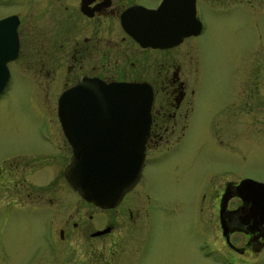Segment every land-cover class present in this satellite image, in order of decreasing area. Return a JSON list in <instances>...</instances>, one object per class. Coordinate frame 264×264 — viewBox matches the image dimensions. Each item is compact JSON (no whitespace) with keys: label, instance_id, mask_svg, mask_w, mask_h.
I'll return each mask as SVG.
<instances>
[{"label":"flooded vegetation","instance_id":"af4514ba","mask_svg":"<svg viewBox=\"0 0 264 264\" xmlns=\"http://www.w3.org/2000/svg\"><path fill=\"white\" fill-rule=\"evenodd\" d=\"M0 10V20L10 19L9 27L14 24L17 41L15 56L5 62L8 75L2 93L18 74L32 81L33 94L55 98V122L35 128L46 148L30 151L38 154V158L34 156V161L29 162L26 155L29 150L13 151L0 158V188L13 195L25 196L32 189L41 193L55 190L56 186L51 188L49 183L33 186L26 178L29 167H36L32 162L41 163L50 158L60 164L57 177L65 182L63 168L71 150L57 118L56 103L62 91L77 79L138 82L150 89L143 164L136 184L124 194L128 195L135 190L147 161L171 149L193 125L199 50L207 31L222 27L234 29L237 26L232 25L231 19L240 21L246 31L254 29L257 37L238 59L242 61L245 56L244 67L252 66L249 60L257 64L264 61V0H0ZM18 60L22 68L17 71ZM226 86L229 89L221 102L222 110H217L221 116L219 126L216 125L218 117L213 119V116L206 125L213 130L217 127V141L229 146L239 136V130L254 126L257 111L264 114V74L250 76L244 71L240 79L235 76ZM157 99L159 102L155 105ZM240 180L227 182L222 187L220 195L228 196L223 208L220 209L221 196L217 200L216 220L223 247L219 252L231 264H240L241 260L244 264L264 263V218L244 217L248 205L235 192ZM47 211L52 214L53 219L49 218L52 225L56 208ZM141 212L142 224L138 229L148 232L146 228L151 221L147 218L148 209L143 208ZM138 213V209L133 213L126 208V220L133 227L138 222ZM113 229L106 222L90 236L105 238ZM102 230L105 231L99 233ZM62 233L63 229H58L59 239ZM111 243L108 239L98 247L88 246L82 258L89 264H116ZM138 243L141 251L137 249ZM146 248V238H136L121 257V264H131Z\"/></svg>","mask_w":264,"mask_h":264},{"label":"rangeland","instance_id":"374dc122","mask_svg":"<svg viewBox=\"0 0 264 264\" xmlns=\"http://www.w3.org/2000/svg\"><path fill=\"white\" fill-rule=\"evenodd\" d=\"M231 23L237 28H216L202 37L193 125L171 149L147 161L135 190L124 195L115 208L107 211L84 201L57 177L61 165L50 158L32 162L36 167H29L26 178L36 187L56 186L53 192L32 189L24 196L0 188V264H89L82 258L84 250L108 239L113 241L115 263L121 264V257L136 238H146L148 248L131 264H231L219 252L223 247L216 216L217 200L224 195H220L222 187L243 177L264 183V114L257 111L254 126L239 130L229 146L217 141L216 126L213 130L206 125L213 116L218 117L219 126L217 110H222L231 78L240 79L244 71L250 76L264 74L263 59L259 64L249 60L252 66L245 67V56L238 59L257 37L256 32L246 31L234 18ZM20 61L15 63L17 71L22 68ZM33 89L28 77L15 74L0 94V158L29 150L30 162L34 156L38 158L30 151L46 149L35 128L55 122V98L38 97ZM51 207L56 208L52 225L51 212H45ZM127 207L133 213L138 209L134 227L126 220ZM143 208L151 219L148 232L138 229ZM106 222L115 228L109 235L90 236ZM58 229H63L61 239ZM138 248L141 251L140 243Z\"/></svg>","mask_w":264,"mask_h":264},{"label":"water","instance_id":"95a60500","mask_svg":"<svg viewBox=\"0 0 264 264\" xmlns=\"http://www.w3.org/2000/svg\"><path fill=\"white\" fill-rule=\"evenodd\" d=\"M10 25V19L0 20V93L7 83L5 62L15 56L17 47L14 24ZM150 104V89L138 82L79 78L59 95L57 118L71 149L63 175L84 201L111 208L135 184L143 163ZM235 192L248 205L246 219L264 218L263 183L242 179ZM227 199L221 196L220 209Z\"/></svg>","mask_w":264,"mask_h":264},{"label":"bare ground","instance_id":"6f19581e","mask_svg":"<svg viewBox=\"0 0 264 264\" xmlns=\"http://www.w3.org/2000/svg\"><path fill=\"white\" fill-rule=\"evenodd\" d=\"M144 166V165H143Z\"/></svg>","mask_w":264,"mask_h":264}]
</instances>
